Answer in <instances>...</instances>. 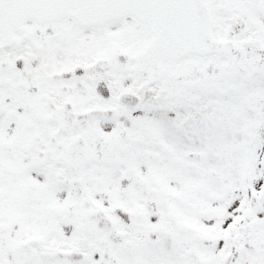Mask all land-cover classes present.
<instances>
[{"label":"snow or ice","instance_id":"1","mask_svg":"<svg viewBox=\"0 0 264 264\" xmlns=\"http://www.w3.org/2000/svg\"><path fill=\"white\" fill-rule=\"evenodd\" d=\"M0 264H264V0H0Z\"/></svg>","mask_w":264,"mask_h":264}]
</instances>
